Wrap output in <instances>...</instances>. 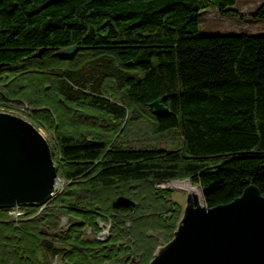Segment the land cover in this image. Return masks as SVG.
Wrapping results in <instances>:
<instances>
[{
  "label": "trees",
  "instance_id": "1",
  "mask_svg": "<svg viewBox=\"0 0 264 264\" xmlns=\"http://www.w3.org/2000/svg\"><path fill=\"white\" fill-rule=\"evenodd\" d=\"M234 1L0 0V109L51 131L66 182L17 222L0 207V264H146L180 212L157 181L188 178L208 207L247 184L264 195V33H197L210 4L241 17ZM89 61L102 69L80 79ZM156 98L166 112L152 113ZM171 130L176 144L159 146ZM107 218L106 239L84 236Z\"/></svg>",
  "mask_w": 264,
  "mask_h": 264
},
{
  "label": "water",
  "instance_id": "2",
  "mask_svg": "<svg viewBox=\"0 0 264 264\" xmlns=\"http://www.w3.org/2000/svg\"><path fill=\"white\" fill-rule=\"evenodd\" d=\"M76 50L72 44L53 54L68 58ZM150 105L154 114L167 110L158 98ZM58 181L63 179L39 128L0 109V207L43 206L56 194ZM147 264H264V195L247 184L239 196L208 207L194 192L186 193L172 238Z\"/></svg>",
  "mask_w": 264,
  "mask_h": 264
},
{
  "label": "rangeland",
  "instance_id": "3",
  "mask_svg": "<svg viewBox=\"0 0 264 264\" xmlns=\"http://www.w3.org/2000/svg\"><path fill=\"white\" fill-rule=\"evenodd\" d=\"M258 1L259 0H236V2H235L236 9L237 8L243 9L244 4L246 6L244 11H240L242 13L241 17L235 16L234 14H230V13L222 14L218 11L217 7L213 4H210L206 7H204L203 9H201L199 11L197 33H199V34H225V33H239V32L264 33V30H255L254 29L255 27L261 28V26H257V25H258L259 21H264V18L263 19L253 18L248 13V12H253L252 6L254 4H257ZM231 7H233V6L231 5ZM262 23H264V22H262ZM101 69H102V67H100L98 61H89L86 64L85 68L83 69V72H82L83 75H79V77H81L80 79H82L83 77H86L88 75L95 74L96 72H99ZM76 78L77 77L75 76V77L69 79V81L72 83L73 87L78 86L77 82L75 81ZM24 106L27 107L28 105L26 103H23V107ZM9 111L25 117L21 108L18 110L9 109ZM141 125H143V121L141 122ZM38 128L41 131V133L44 135V137L46 138L48 145H50L51 140H52L51 131H48L42 127H38ZM129 135H131V136L135 135V136L141 137V139L138 142L133 141V143H136V144L143 145L144 143L152 142V140H150V139H145L149 135L148 130H145V131L139 130L138 131V130H136V128H132ZM130 140L132 142V138H130ZM155 141L159 146L162 145L163 147H171V146L175 145L176 139H175L174 131L171 130L169 133L159 136L158 138L155 139ZM175 179H177V178H175ZM183 179H187L190 182V180L188 178H183ZM169 180H172V179H168L167 181H164V182L157 181L155 183V185L163 187L165 189H168L170 191L169 197L171 198V200L177 202L180 206L179 216L176 220L175 227L173 229V231H174L177 228L178 221L180 220V218L183 214V208L185 205L186 193L192 192V191H186L183 188H180L177 186H172L171 183L168 182ZM179 180H182V179H179ZM65 183L66 182L64 180L61 183H57V189H56L57 192L56 193H58L63 188ZM197 188L200 191L201 197H199L196 192H194V193L197 195L199 202L201 204L202 203L204 204L203 198H202V189L199 188L198 186H197ZM13 206H17V205H13ZM13 206H10L9 210ZM19 206L21 209H23L21 207L22 205H19ZM39 211H40V208H37L34 214L38 213ZM61 217H63L62 220H63L64 224H61ZM61 217H60V221L58 223V226L61 228H65V226H66L65 220L67 218H66V216H61ZM21 218H22V214L19 215V219H21ZM10 220L14 221L13 219H10ZM17 221H14V222H17ZM101 221L102 220H100V222H99L100 230L97 234L92 233L88 227H85L83 229L84 236L91 237V236L95 235L97 237L99 234V236L97 237L99 240L106 239L107 236L109 235V228H110L111 220L109 218H107L106 220H103V222H101ZM127 224L129 225L128 222H126V225ZM172 236H173V233L167 241H160V243L156 246L155 250L153 251V254L156 251V249L164 246L172 238ZM48 254H50V253H48ZM38 256L40 257V254ZM59 257H60L59 253H53V255L50 257V263H52V264L57 263V258H59ZM149 260L146 262V264L149 262Z\"/></svg>",
  "mask_w": 264,
  "mask_h": 264
},
{
  "label": "bare ground",
  "instance_id": "4",
  "mask_svg": "<svg viewBox=\"0 0 264 264\" xmlns=\"http://www.w3.org/2000/svg\"><path fill=\"white\" fill-rule=\"evenodd\" d=\"M61 182L62 181H58V183H61ZM168 182L171 183L172 186H177V187L183 188L186 191L196 192L197 195L199 197H201L200 196V191L197 188V186L195 184H192L191 182H189L187 179H182V180L172 179V180H169Z\"/></svg>",
  "mask_w": 264,
  "mask_h": 264
},
{
  "label": "built area",
  "instance_id": "5",
  "mask_svg": "<svg viewBox=\"0 0 264 264\" xmlns=\"http://www.w3.org/2000/svg\"><path fill=\"white\" fill-rule=\"evenodd\" d=\"M40 209L42 208V206L39 207ZM24 210L20 208L19 205L17 206H13L9 211H8V215L10 219H13L14 221H17L19 219V215L23 214ZM99 236V234H98ZM97 236V237H98Z\"/></svg>",
  "mask_w": 264,
  "mask_h": 264
},
{
  "label": "crops",
  "instance_id": "6",
  "mask_svg": "<svg viewBox=\"0 0 264 264\" xmlns=\"http://www.w3.org/2000/svg\"><path fill=\"white\" fill-rule=\"evenodd\" d=\"M261 1H263V0H259L258 2H257V4L258 3H260ZM235 2H236V0L234 1V3L232 4V6L236 9V7H235ZM257 4H254L253 6H252V9L254 10V8H255V6L257 5ZM244 7H243V9H238L239 11H244V9L246 8V6H245V4L243 5ZM249 14H251L252 12H248ZM262 22H264V21H259V23H258V25L257 26H261V28H259V27H255L254 29L255 30H264V23H262Z\"/></svg>",
  "mask_w": 264,
  "mask_h": 264
}]
</instances>
